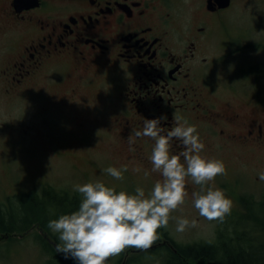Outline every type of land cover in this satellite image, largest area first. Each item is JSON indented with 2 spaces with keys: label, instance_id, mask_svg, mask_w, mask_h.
Masks as SVG:
<instances>
[{
  "label": "flooded vegetation",
  "instance_id": "flooded-vegetation-1",
  "mask_svg": "<svg viewBox=\"0 0 264 264\" xmlns=\"http://www.w3.org/2000/svg\"><path fill=\"white\" fill-rule=\"evenodd\" d=\"M235 5L0 0L1 89L7 99H17L45 88L57 106L46 112L70 126V140L88 147L112 134L127 164L151 163L155 141L137 137L130 151L128 137L142 131L144 119L161 116L167 117L165 133L176 126L174 117L194 125L211 156L251 155L264 149V102L255 107L252 88L218 78L251 44L250 26L233 23ZM182 151L174 140L170 154ZM45 242L49 248H42L55 264H75L56 252L55 242Z\"/></svg>",
  "mask_w": 264,
  "mask_h": 264
},
{
  "label": "rangeland",
  "instance_id": "rangeland-1",
  "mask_svg": "<svg viewBox=\"0 0 264 264\" xmlns=\"http://www.w3.org/2000/svg\"><path fill=\"white\" fill-rule=\"evenodd\" d=\"M235 3L233 23L250 26L251 44L248 51L241 54L242 59L227 62L229 70L219 73L218 78L227 79L239 87L246 85L247 88H252L254 96L251 104L256 107L260 103L258 99L264 101V0H235ZM4 56L0 54V67L4 64ZM240 64H245L242 68L246 69L240 71L241 74L237 71V68L242 69L238 66ZM248 71L250 72L245 74ZM39 90V93H31L30 98L7 99L0 83V205L11 206L16 195L22 197L27 192L40 194L44 186L55 191L67 190L73 193L75 185L96 181L104 183L106 187L133 195L135 189L140 187L147 195L155 182L162 180L159 173L151 171V163L145 166L124 163V151L119 149L112 134L93 141L88 147L70 140V126H60L56 115L46 112L57 106L50 103L48 95L42 92L47 91L45 88ZM20 93L26 92L23 90ZM69 123L67 121V124ZM211 154L210 149L205 148L200 153L206 159L222 161L226 174L217 176L210 186L222 190L226 197L231 199V214L226 216L223 222L208 221L201 217L193 206L191 196L200 188L189 177L186 182L188 196L185 203L170 214L167 228H161L167 235L159 236L157 242L170 239L182 246L194 243L218 245L220 237L235 235L234 227L249 212L247 206L255 211L263 202L264 181L259 179V174L264 172V149H256L251 155L223 154L220 157ZM110 166L121 170L126 166L124 179L116 180L111 177L105 171ZM137 169L139 171H136ZM146 171L148 175H145ZM225 181L229 182L226 188L223 187ZM76 199L81 201V195L76 196ZM246 199L248 203L244 202ZM254 214L259 218L257 212H253L252 216ZM178 218L196 220V227L177 232ZM260 223L258 222L257 226ZM37 227L39 226L34 224L26 234L18 230L10 232L12 235L8 239L0 237V264H55V257L43 250L40 244L42 234ZM255 227L256 222L253 221V227L250 225V228H253L252 234H255ZM245 230L239 232L237 229V232L242 235ZM43 231L51 241L59 243L57 234L49 228ZM144 252L148 250L137 257L141 262L134 263L135 255L140 252L128 248L119 257L110 258L108 264H122L123 261L125 264H162L161 258L154 259Z\"/></svg>",
  "mask_w": 264,
  "mask_h": 264
},
{
  "label": "clouds",
  "instance_id": "clouds-1",
  "mask_svg": "<svg viewBox=\"0 0 264 264\" xmlns=\"http://www.w3.org/2000/svg\"><path fill=\"white\" fill-rule=\"evenodd\" d=\"M167 117L144 119L142 131L129 135L130 151L137 137H148L155 141L150 161L151 171L159 173L149 194L137 187L135 194L117 192L96 181L75 185L74 191L82 197L77 210L50 220L48 228L58 235L56 252L76 264H108L110 258L119 257L128 248L147 251L160 238L158 229L167 228L170 214L185 203L187 178L198 185L194 191L193 206L201 217L208 221L223 222L231 214V199L225 193L210 186L219 175L226 174L222 161L206 159L200 153L205 145L197 129L181 117H174L176 126L164 132L162 121ZM179 141L184 151L170 154L172 142ZM183 157L184 163H181ZM105 171L116 180H123L122 170L108 167ZM136 171H139L137 169ZM149 173L146 171L145 175ZM264 181V172L259 174ZM196 220L177 219V232L196 227Z\"/></svg>",
  "mask_w": 264,
  "mask_h": 264
},
{
  "label": "trees",
  "instance_id": "trees-1",
  "mask_svg": "<svg viewBox=\"0 0 264 264\" xmlns=\"http://www.w3.org/2000/svg\"><path fill=\"white\" fill-rule=\"evenodd\" d=\"M244 202L248 203L247 199ZM79 203L80 200L75 196L71 198L68 193H57L50 187L43 188L40 194L36 192L22 197L15 196L11 206L0 205V233L16 230L27 232L34 224L42 230L48 229L50 220L70 214L79 207ZM247 207L248 214L234 227L235 235L220 237L218 245L194 243L182 246L169 239L172 248L167 244H158L147 254L154 259L161 258L162 264H264V199L257 211ZM252 211L257 212L259 218L255 214L252 216ZM252 220L256 222L255 234H252L253 228H250V225L253 227ZM258 222L261 223L257 226ZM237 229L239 232L242 229L245 231L240 235ZM157 231L159 236L167 235L162 229ZM42 243L44 248H49L43 239ZM135 260L134 263L141 262L138 258Z\"/></svg>",
  "mask_w": 264,
  "mask_h": 264
},
{
  "label": "water",
  "instance_id": "water-1",
  "mask_svg": "<svg viewBox=\"0 0 264 264\" xmlns=\"http://www.w3.org/2000/svg\"><path fill=\"white\" fill-rule=\"evenodd\" d=\"M220 1H225V0H220ZM225 4H227V2Z\"/></svg>",
  "mask_w": 264,
  "mask_h": 264
}]
</instances>
